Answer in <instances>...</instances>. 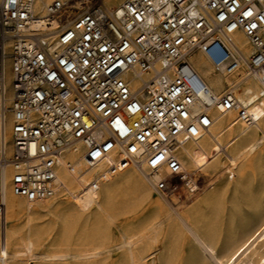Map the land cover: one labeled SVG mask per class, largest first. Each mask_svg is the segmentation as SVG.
<instances>
[{
	"label": "built area",
	"instance_id": "1",
	"mask_svg": "<svg viewBox=\"0 0 264 264\" xmlns=\"http://www.w3.org/2000/svg\"><path fill=\"white\" fill-rule=\"evenodd\" d=\"M113 1L0 2V95L10 61L18 197L56 196L70 150L85 167L102 168L94 190L135 169L156 196L184 201L202 180L185 169L180 150L208 133L214 110L255 122L234 89L216 94L191 59L201 54L224 77L246 71L264 85V0ZM237 32L248 39L249 55L235 43ZM5 215L0 189L2 227Z\"/></svg>",
	"mask_w": 264,
	"mask_h": 264
},
{
	"label": "rangeland",
	"instance_id": "2",
	"mask_svg": "<svg viewBox=\"0 0 264 264\" xmlns=\"http://www.w3.org/2000/svg\"><path fill=\"white\" fill-rule=\"evenodd\" d=\"M195 65L203 73H207V78L216 80L213 71L210 70L208 64L203 62L202 58L197 57ZM243 77L244 75H234L232 78L237 80V78ZM228 84L229 81L224 80L222 86L217 85L214 89L221 92L229 86ZM10 97L9 91L3 94V98L0 95V145L5 140L8 142V149L9 141L11 142L10 129L12 123ZM255 118L260 122L263 129L256 133L253 140L247 141L243 145L255 143L257 146V150L250 154L245 161L247 163L246 173L242 175L240 164L238 169L234 171L235 178L233 180L228 179L226 170L233 169L235 164L232 154L227 152L223 154L225 160H222L219 170L215 172L209 168L206 171L207 174L201 178L202 185L209 178L218 181L220 179L215 189L211 191L214 197L220 198L218 207H208L204 211L198 212L195 209L194 201L198 197H203L201 192L192 197L184 195L186 196L184 201L172 205L169 200L154 194L151 185L142 175L143 173L132 169L129 173L123 172L108 180L110 188L117 191L120 189L121 194L114 199V202H111V205L105 207L107 211L105 219L98 217L104 212L103 210L84 208L81 210L82 217L76 222H71L70 214L74 201L71 196L67 195L64 197L62 195H59L60 197L55 196L52 200L43 201L38 205H30L25 200L22 201V204L25 203L21 212L14 217L8 215L5 219L7 224V258L5 263L82 264L77 254L86 251V248L89 250L98 247L99 256L96 258L95 264H133L130 261L127 242L131 238L143 237V243L136 247V252L140 256L137 264H165L160 260L163 259V255L164 258H167L169 254L173 258L176 257V264H202V252L194 242L190 231L191 227V229L195 228L205 238H210L211 242L216 243L214 246L218 256L222 258L230 256L264 222V123L257 117ZM132 176L137 179L140 178L142 182L148 185L146 194L139 193L133 188ZM103 183L102 189L109 186L107 181ZM208 194L209 192L205 196ZM251 194L258 198L259 204L256 206L249 205L248 200L250 201ZM176 212L184 214L187 220L186 224L178 221ZM28 217H31L30 220ZM99 219L104 220L102 226L105 230V237L102 240L95 238L97 237L95 233ZM1 227L0 221V258L3 256ZM28 240H34L33 253L26 257L19 255L25 251L24 243ZM174 253L175 255H173ZM58 255L65 257L63 259L55 258ZM263 255L264 246L257 251L254 257L256 264ZM159 258L161 259L159 260ZM242 264H249L248 260H244Z\"/></svg>",
	"mask_w": 264,
	"mask_h": 264
},
{
	"label": "bare ground",
	"instance_id": "3",
	"mask_svg": "<svg viewBox=\"0 0 264 264\" xmlns=\"http://www.w3.org/2000/svg\"><path fill=\"white\" fill-rule=\"evenodd\" d=\"M47 1H50V0H47ZM122 2H124V0H114L112 4L118 5V4H121ZM234 39H235V43L237 44V46L242 50V52L245 55H249L251 53V47H250L249 41L242 32H237L234 36ZM197 57L202 58L203 62L209 65L210 70L213 71L214 78L216 80H213L212 78H207V73H203L195 65V59ZM191 61L192 63H194V67L196 68V70L201 74V76L205 79L207 84L213 89V91L216 94H219L222 91L219 92L218 90H215L214 89L215 86L217 85L222 86L224 80H226L227 82L229 81V84H228L229 86L225 88L224 90L234 89L237 92V96L239 100L244 105L248 106L250 114L254 117L255 122L253 124L242 122L239 119L238 113L236 111H229L221 115V113L214 110L216 122L213 125V127L210 128L208 133L204 135V137L198 141L185 144L180 150L185 169L190 173H196L198 176L202 178L203 175L207 174L206 171L209 168L213 169L215 172L218 171L222 165V160H225L223 154L230 152L232 154V157L234 159V164H235L233 169H238L239 165L241 164L242 175H244L247 171V166H246L247 163H245V161L247 160V157L250 154H253L255 150H257V146L255 143H249L245 146L243 145L247 141L253 140L256 133L261 132L263 129L261 128L260 122L256 120L255 117H257L260 121L264 123V98L262 100H257L259 95L261 93H264V85L261 83V81L257 77L250 76L247 72H242L241 75H244V77L240 79L237 78V80L233 79L232 77H224L223 75L216 73L213 67L211 66V64L201 54L194 55ZM5 78L6 80H5L4 94L7 93V91H9L10 96H11L10 100H11L12 90H11L10 61H8L6 65ZM8 84H9V87H8ZM243 87L244 89L242 90ZM2 98H3V95H2ZM0 109H1V103H0ZM11 118H12L11 122L13 123V116H11ZM12 123H11V129H10V138H11ZM80 156L81 155H76L70 150H66L64 152L63 157L61 159V165L58 170V176H59L58 182L62 183V185L58 189L56 196L58 197L59 195H62L64 197L67 195V196L72 197L74 202H73V206L71 210L72 212L70 214L71 222H76L82 217L81 210L84 208L96 209L98 211L103 210L104 212L99 214L100 216L98 217L105 219L104 217H106L107 215V211L105 210V207L111 205V202H114V199H116L121 194V190L119 189V191H117V190L111 189L110 188L111 186L109 185L110 183H108V181L107 183L109 186L107 185L108 186L107 188H105L106 187L105 186L104 189L100 187L99 190H94L92 187H90V183L94 179L95 175L98 174V171L102 168L89 169L85 167V165L81 161ZM11 157H12V140L11 142L9 141V149H8V142L4 140V143H1L0 145V158H2V160L5 161L4 164L1 165V169H0V189L4 193V198L6 202L5 219H7L8 215H11L14 217L17 213L21 212L23 204L25 203L24 202L22 204V201L24 200L30 205H38L39 203L43 202V201L30 202L24 198L16 196L13 193L12 191L13 167L10 162ZM68 164L76 165V171L74 173H71L67 170ZM127 172L129 173V171ZM226 174L229 180H233L235 178L234 170H232L231 168L226 170ZM142 175L145 177L147 183H149L152 187V183L149 177H147L144 173ZM219 182H220V179L218 181V180H213L209 178L204 183V185H202L200 192L203 195V197H200V198L198 197V199L194 201L195 209L198 212L204 211L208 207L216 208L219 206L220 198L218 199L214 197L211 192L212 190L215 189L216 185ZM131 183L133 185V188L137 190L139 193L142 192L146 194V192L148 191V185L142 182L140 178L137 179L133 177L131 180ZM130 191H129V194L131 193ZM207 192H209V194L205 196ZM251 196L252 197L250 198V201L248 200L249 205L256 206L257 204H259L258 198L255 195L253 196L252 194ZM53 198H50L44 201H50ZM167 202L169 203V201ZM170 202L172 203V205H176L177 203L180 204V201L178 202L177 199H173V201H170ZM172 209H175V208H172ZM176 217L177 219H179L178 221L186 224L187 220L184 214H182V212H176ZM30 218L28 220H30ZM103 222L104 220L99 219V225L95 233V235L97 236L95 238H98L100 240L104 239L105 237V234H104L105 230H104V227L102 226ZM1 228H2L1 237L3 241L2 242L3 243V246H2L3 256L2 258H0V263L6 264L5 260L7 258V247H6L7 245L6 244L7 224L5 227H1ZM191 228H190V231L193 235L194 242L197 244V246L200 248L202 252L201 253L203 256L202 264H242L243 261L246 259L248 260L249 264H256L254 257L256 256L257 251L262 246H264V222L246 241H244L233 253H231L230 256L228 255L225 258L218 256L217 249L214 246V244L216 245V243H213L214 241L211 242L209 240L210 238L209 239L205 238V236H202L195 228L194 229H191ZM142 240H143V237L131 238L127 242L129 246L128 252H129L130 261H132L133 264H137L140 259V256H138L139 254L136 252V247L140 243L141 244L143 243ZM24 247H25V251L19 255H24L25 257L30 256L33 253V250L35 247L34 240H28L27 242L25 241ZM94 247H95V244H94ZM82 249H85V248H82ZM90 249L87 250L86 248V251L79 252V254H77L82 264H95L96 263L95 260L99 256V253L97 252L99 248L95 247L94 249H91V250ZM169 255H167L168 256L167 258H164V255H163L162 257L163 259L160 260L161 258H159V260L163 261L165 264H176L175 262L176 257L173 258V256L171 257V254ZM173 255H175V253ZM64 257H65L64 255L55 256V258L57 259H63ZM257 264H264V255L260 257Z\"/></svg>",
	"mask_w": 264,
	"mask_h": 264
},
{
	"label": "crops",
	"instance_id": "4",
	"mask_svg": "<svg viewBox=\"0 0 264 264\" xmlns=\"http://www.w3.org/2000/svg\"><path fill=\"white\" fill-rule=\"evenodd\" d=\"M232 170L236 171L237 169H232Z\"/></svg>",
	"mask_w": 264,
	"mask_h": 264
}]
</instances>
